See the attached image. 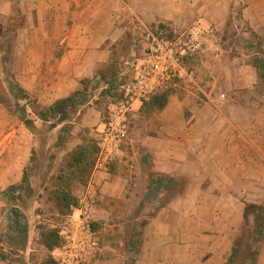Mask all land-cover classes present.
<instances>
[{
  "label": "crops",
  "instance_id": "1",
  "mask_svg": "<svg viewBox=\"0 0 264 264\" xmlns=\"http://www.w3.org/2000/svg\"><path fill=\"white\" fill-rule=\"evenodd\" d=\"M136 20L169 35L199 23L204 48L189 67L196 78L168 85L167 104L142 137V164L129 165L120 149L110 163L119 171L109 172L110 164L106 171L93 169L89 187L112 201L136 191L139 197L142 191L160 196L143 240L141 227L125 242L126 256L134 252L142 264H226L244 228L245 209L264 207V91L258 90L257 64L248 60L255 55L248 49L264 44V0H0V31L4 23H21L12 32V82L48 108L95 77H107L98 72L127 34L132 42L137 38ZM135 42L130 50L141 57ZM141 106L135 104L130 116ZM79 107L76 129L99 134L100 113L89 102ZM2 118L7 113L0 106L1 135ZM10 129L13 137L17 125ZM12 150L0 143V185L20 180L25 163ZM170 180L183 190L169 188ZM134 241L137 250L127 248ZM256 246L254 264H264V239Z\"/></svg>",
  "mask_w": 264,
  "mask_h": 264
},
{
  "label": "rangeland",
  "instance_id": "2",
  "mask_svg": "<svg viewBox=\"0 0 264 264\" xmlns=\"http://www.w3.org/2000/svg\"><path fill=\"white\" fill-rule=\"evenodd\" d=\"M20 25V22H7L1 26L0 31V106L7 113V119H1L6 132L2 135L0 133V143H6L7 147L12 145L15 160L25 163L19 181L0 185V258L5 264H55L51 254L44 249L42 235L48 231H56L58 234L66 216L71 214L73 209H79L82 203V207L87 206L90 210L91 229L96 237L92 264H142L134 252L126 256L125 242L129 235H138L141 227L143 240L144 227L156 215V208L161 202L160 196L144 195L142 191V196L139 197L136 191L134 197L127 194L124 198L112 201L111 198H103L104 196L91 192L89 183L95 162L80 171L70 169V154L78 146L86 147L88 157L96 160L95 139L98 133L87 128L76 129L80 119L79 106L75 107L73 113L68 114L65 121L58 118L43 121L40 115L47 107H41L13 84L11 50L16 38L12 32ZM135 39L137 38L134 35L132 42L131 34H127L119 52H115L108 65L98 73L113 77L121 63L131 64L135 58L134 49L132 52L130 49ZM255 48L253 46V49H248V52H255L254 57H248V60L253 59V64L261 65L264 63V44ZM229 54L231 57L240 56ZM197 55L186 60L188 67H191V62L196 63L199 60ZM244 59L246 60L245 57ZM195 78L194 74V80ZM261 80L262 83L258 86L260 92L264 91V80ZM179 81L189 84L186 79L174 83ZM86 85L87 101L82 103L89 102L100 113V122L105 123L106 108L100 91L93 85L89 86L90 82L89 85L85 83ZM166 91L170 94L169 86L154 95ZM148 101L127 119V138L121 143L120 149L123 151L122 157L125 161L128 160L129 165L142 164V155L138 153L142 149V137L154 125L157 110L150 108L146 104ZM22 116L33 121L34 130L26 127ZM11 125H17L18 130L13 137L10 136ZM108 169L109 172L119 171V167L114 166V163L110 164ZM24 177L27 179V185L21 186ZM138 184L134 186L135 190L141 187ZM62 193L74 198L76 206L67 208L61 199ZM248 211L249 209H245V229L253 224V215L247 214ZM248 236L249 233L245 235L246 239L242 241L241 247L235 249L236 255L230 256L226 264H251V253H256L257 243L248 240Z\"/></svg>",
  "mask_w": 264,
  "mask_h": 264
},
{
  "label": "built area",
  "instance_id": "3",
  "mask_svg": "<svg viewBox=\"0 0 264 264\" xmlns=\"http://www.w3.org/2000/svg\"><path fill=\"white\" fill-rule=\"evenodd\" d=\"M241 4L244 0H234ZM136 42L141 57L125 63L113 77H95L91 84L100 91L106 108V122L96 139L98 149L94 169L106 171L127 136V119L134 105L146 102L175 80L192 82L194 72L186 60L199 54L205 43V30L196 23L171 37L159 28L136 20ZM85 203V201H81ZM73 209L58 232L60 244L50 253L55 264H92L96 237L91 229L87 206Z\"/></svg>",
  "mask_w": 264,
  "mask_h": 264
},
{
  "label": "trees",
  "instance_id": "4",
  "mask_svg": "<svg viewBox=\"0 0 264 264\" xmlns=\"http://www.w3.org/2000/svg\"><path fill=\"white\" fill-rule=\"evenodd\" d=\"M257 66L260 70V79L263 78L264 80V63H261V65L258 64ZM89 86H91V83ZM86 88H87V85L83 88L82 91H77L66 99L54 102L51 106H49L44 111L42 115H40L42 120L44 121L46 119L58 118L60 121H65L68 114L73 113L75 107L83 104L82 102L86 100V95H87ZM168 96H169V93L167 91L161 94H158V95H154L149 99V101L146 104H148L150 108L153 107L155 110H162L167 104ZM144 104L145 102L143 103V105ZM21 119L24 121V124L29 130L35 129L33 121H31L30 119H26L25 116L24 117L22 116ZM95 149H96V155H97L98 149L97 147H95ZM69 159H70L69 160L70 169L76 170V171L78 170L80 171L81 168L87 167L88 165L94 164L95 162L94 159H92L91 157H88V149L82 146H78V148L70 154ZM158 183L161 184L165 182L161 181ZM166 183L172 184L171 187L169 188L177 187V190H180V191L183 190V184L181 182L174 183V181L170 180V181H166ZM24 185H27L26 177H24L21 182V186H24ZM159 185H157V188L159 187ZM61 199L63 202H65V206L67 208L69 206H74V207L76 206V200L72 198L69 194L62 193ZM248 209L249 211L247 212V214L253 215V224L251 227L250 226L247 227L248 229H245L246 227H244L241 230L234 244V250L232 252V257L236 255L237 248H240L242 241L246 239L245 237L246 234L249 233L248 240L255 242V243H258L264 239V207L250 206L248 207ZM42 238L44 239L43 241L44 246L50 251L53 250L59 244V237L56 231H48L42 235ZM138 244L139 243L137 241H134V243L133 242L128 243L127 248H129L130 250L132 249L137 250ZM251 257L252 258L250 259L251 260L250 262L251 264H254L256 253L255 252L251 253Z\"/></svg>",
  "mask_w": 264,
  "mask_h": 264
}]
</instances>
